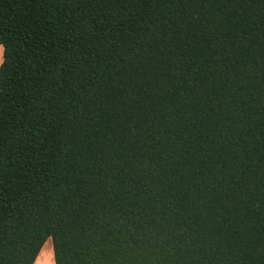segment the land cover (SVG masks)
Returning a JSON list of instances; mask_svg holds the SVG:
<instances>
[{"label": "trees", "instance_id": "trees-1", "mask_svg": "<svg viewBox=\"0 0 264 264\" xmlns=\"http://www.w3.org/2000/svg\"><path fill=\"white\" fill-rule=\"evenodd\" d=\"M0 264H264V0H0Z\"/></svg>", "mask_w": 264, "mask_h": 264}, {"label": "rangeland", "instance_id": "rangeland-1", "mask_svg": "<svg viewBox=\"0 0 264 264\" xmlns=\"http://www.w3.org/2000/svg\"><path fill=\"white\" fill-rule=\"evenodd\" d=\"M36 260H37L36 264H51V263L53 264L51 243L48 239L43 243L39 253L37 254ZM42 261L44 262L42 263Z\"/></svg>", "mask_w": 264, "mask_h": 264}, {"label": "crops", "instance_id": "crops-1", "mask_svg": "<svg viewBox=\"0 0 264 264\" xmlns=\"http://www.w3.org/2000/svg\"><path fill=\"white\" fill-rule=\"evenodd\" d=\"M1 47V46H0ZM1 53H2V49H0V57H1ZM0 62H1V60H0ZM37 257V256H36ZM36 262H37V260H36V258H35V260H34V262H33V264H36ZM44 261H42V263H43ZM52 264V263H51Z\"/></svg>", "mask_w": 264, "mask_h": 264}]
</instances>
